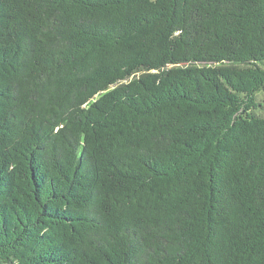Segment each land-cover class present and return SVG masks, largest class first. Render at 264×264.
<instances>
[{"label":"trees","instance_id":"obj_1","mask_svg":"<svg viewBox=\"0 0 264 264\" xmlns=\"http://www.w3.org/2000/svg\"><path fill=\"white\" fill-rule=\"evenodd\" d=\"M264 0H0V264H264Z\"/></svg>","mask_w":264,"mask_h":264},{"label":"rangeland","instance_id":"obj_2","mask_svg":"<svg viewBox=\"0 0 264 264\" xmlns=\"http://www.w3.org/2000/svg\"><path fill=\"white\" fill-rule=\"evenodd\" d=\"M260 99H263V100H264V94H262V95L260 96Z\"/></svg>","mask_w":264,"mask_h":264}]
</instances>
